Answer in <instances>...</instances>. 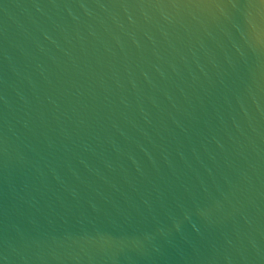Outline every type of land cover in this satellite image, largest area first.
<instances>
[{
	"label": "water",
	"instance_id": "obj_1",
	"mask_svg": "<svg viewBox=\"0 0 264 264\" xmlns=\"http://www.w3.org/2000/svg\"><path fill=\"white\" fill-rule=\"evenodd\" d=\"M0 264H264V0H0Z\"/></svg>",
	"mask_w": 264,
	"mask_h": 264
}]
</instances>
